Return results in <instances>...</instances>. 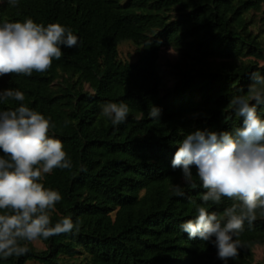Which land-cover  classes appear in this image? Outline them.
Masks as SVG:
<instances>
[{
  "label": "trees",
  "instance_id": "1",
  "mask_svg": "<svg viewBox=\"0 0 264 264\" xmlns=\"http://www.w3.org/2000/svg\"><path fill=\"white\" fill-rule=\"evenodd\" d=\"M27 18L59 23L78 44L61 46L47 72L0 77V92L25 96L0 101V111L23 103L55 125L49 136L62 142L72 167L39 182L62 197L51 226L68 217L78 230L38 239L41 251L22 242L28 252L0 256V264H253L264 246V210L234 237L238 256L219 259L215 237L189 239L180 225L199 206L221 216L238 202L204 204L195 166L193 189L171 162L186 135L242 126L229 104L248 92L253 73L264 75V0H0V26ZM126 41L139 50L135 62L119 57ZM165 48L178 58L163 69ZM106 103L126 104V120L114 126L102 115ZM152 107L158 119L149 117ZM257 114L264 119V105ZM174 185L183 197L173 195Z\"/></svg>",
  "mask_w": 264,
  "mask_h": 264
},
{
  "label": "clouds",
  "instance_id": "2",
  "mask_svg": "<svg viewBox=\"0 0 264 264\" xmlns=\"http://www.w3.org/2000/svg\"><path fill=\"white\" fill-rule=\"evenodd\" d=\"M17 0H9L15 6ZM78 37L59 23L36 24L31 18L21 22H5L0 26V77L11 74L31 76L35 71L47 72L53 60L63 55L61 46L74 48ZM253 83L246 94L235 96L229 106L242 117L241 127L233 132L196 131L180 142L171 162L182 170L184 184L195 189L192 167L195 166L202 187L204 204H219L222 198L237 201L221 216L197 208L195 219L180 225L189 239L211 241L218 258L234 260L238 256V237L245 222L251 227L258 209L264 210V119L257 114L264 105V75L252 74ZM23 102L24 93L5 89L0 101ZM124 103H106L102 115L112 124L123 123L128 115ZM160 110L152 107L151 119H158ZM55 125L40 113L24 106L0 111V256L7 259L22 256L34 242L68 233L77 228L68 217L51 226L50 212L62 197L39 182L54 169H70L72 163L59 139L50 138ZM6 157V158H5ZM173 195L183 197L180 185Z\"/></svg>",
  "mask_w": 264,
  "mask_h": 264
},
{
  "label": "rangeland",
  "instance_id": "3",
  "mask_svg": "<svg viewBox=\"0 0 264 264\" xmlns=\"http://www.w3.org/2000/svg\"><path fill=\"white\" fill-rule=\"evenodd\" d=\"M119 57L125 62H135L139 58V50L137 47L129 42H123L119 46ZM178 58V54L171 48H165L161 52L160 65L163 69L167 68V65ZM173 80H167L169 87L173 86ZM37 250H45L46 246L40 240L33 242ZM28 264H39L37 262H29ZM253 264H264V246H258L255 248V261Z\"/></svg>",
  "mask_w": 264,
  "mask_h": 264
}]
</instances>
